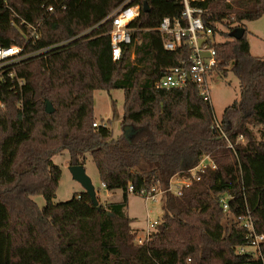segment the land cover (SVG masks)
<instances>
[{"label":"trees","instance_id":"16d2710c","mask_svg":"<svg viewBox=\"0 0 264 264\" xmlns=\"http://www.w3.org/2000/svg\"><path fill=\"white\" fill-rule=\"evenodd\" d=\"M124 1L0 0V47L40 52L0 70V147L9 140L3 176L0 152V264H263L256 254L237 250L249 245L245 220L264 235V59L250 55L244 24L264 15V0L190 1L212 31L207 44L216 66L210 75L231 72L239 83V100L219 122L225 138L195 84L153 89L189 54L187 46L163 50L156 31L162 18L180 17L179 2L139 0L148 11L141 9L129 25L132 44L112 61L108 16ZM240 28L243 37L233 39ZM98 90L123 91L121 128H133L130 142L113 138L109 125L93 127ZM63 152L69 166L83 167L89 155L101 188L121 191L122 200L97 199L94 206L81 192L54 203L61 171L53 158ZM203 158L214 169L207 167L180 197L167 193L156 232L137 245L128 196L167 189L173 176ZM260 251L264 257V244Z\"/></svg>","mask_w":264,"mask_h":264},{"label":"built area","instance_id":"2783aa9c","mask_svg":"<svg viewBox=\"0 0 264 264\" xmlns=\"http://www.w3.org/2000/svg\"><path fill=\"white\" fill-rule=\"evenodd\" d=\"M169 1L179 2L183 9L179 18L164 17L156 28V31L162 38V48L165 51L174 52L180 46H187L189 54L186 62H183L180 67L171 69L163 78L156 81L153 84V89L162 91L181 89L187 83L192 82L199 89V95L203 101L210 104L207 78L216 66L215 51L207 44V42L213 43L212 31L204 27L201 17L202 11L192 8L190 6L191 0ZM141 9L142 4L139 3V0H125L108 16V20H110L112 26L109 32L112 61H118L123 54L124 47L132 44V31L129 29V25L139 17ZM48 11H51V8ZM32 30L34 33L37 32V28H33ZM39 53L23 54V50L17 46L0 47V70L29 57L36 56ZM12 76V73L7 75L9 78ZM0 81H2L1 74ZM96 125L93 124V127H96ZM214 128L225 138L219 122L215 120ZM239 140H242L241 136H239ZM207 167L214 169L210 160L203 158L194 168L173 176L169 180L167 189L152 188L149 191L139 192L137 196L151 201L163 200V197L167 193L180 197L185 189H188L194 182L200 180V175ZM127 192L133 194L132 187H129ZM220 204L223 211L227 212V199H221ZM242 224L247 232L248 247L252 248L253 251L248 252L246 251L247 247H241L237 250V253L256 254L264 264V257L260 251V247L264 244V235L256 234L249 220H245ZM157 225L158 223L149 222L147 224L146 236L144 238L135 237V243L141 245L147 242L151 237L150 229Z\"/></svg>","mask_w":264,"mask_h":264},{"label":"rangeland","instance_id":"374dc122","mask_svg":"<svg viewBox=\"0 0 264 264\" xmlns=\"http://www.w3.org/2000/svg\"><path fill=\"white\" fill-rule=\"evenodd\" d=\"M245 28L248 32L246 39L249 44V52L252 57L264 59V15L253 22H246ZM217 27V26H216ZM219 30L223 32L224 27L218 26ZM216 42H222L219 36H214ZM130 59H133L132 53ZM207 89L210 95V105L213 110L214 120L220 122L223 111L230 106L234 101L239 100L240 87L236 77L227 72L226 75L213 73L207 78ZM93 100V116L95 124L109 125L112 131V137L116 138L122 135L121 120L123 113V91H94L92 94ZM107 121L109 123H107ZM4 120L0 117V133L4 131ZM1 137V136H0ZM8 146L9 140L3 141L0 147L2 154V176L5 174V169L8 164ZM55 166L59 167L61 176L58 182L57 190L55 192L54 203H62L72 199L75 195L83 192V188L79 183L72 179L68 170V154L63 152L53 158ZM206 163V162H205ZM83 169L86 176L90 179L96 193V198L100 203H117L122 200L121 191H115L112 195H108L100 186L97 170L91 161L89 155H85ZM38 208L45 205V201L41 196L33 198ZM162 202L163 200H145L140 196H128V210L127 214L132 219L131 227L136 233L137 237L144 238L147 232V224L158 223L162 216ZM156 232V227L150 229V236ZM246 251H253L252 248L247 247Z\"/></svg>","mask_w":264,"mask_h":264},{"label":"water","instance_id":"95a60500","mask_svg":"<svg viewBox=\"0 0 264 264\" xmlns=\"http://www.w3.org/2000/svg\"><path fill=\"white\" fill-rule=\"evenodd\" d=\"M142 11L143 12L148 11V7H147V4L145 2H143V4H142ZM243 35H244V30L240 28V29H237L234 33H232V38L235 40H239L243 37ZM44 111L46 114L53 113L54 109H53L50 102H48V101L45 102ZM122 131H123V133H122L123 137L128 142H130L132 135L135 133L133 128L131 126H124L122 128ZM68 170L72 176V179L81 185V187L84 190L83 192L87 194L91 203L94 206H98V201L96 198L95 189H94L90 179L86 176L83 167L82 166H69Z\"/></svg>","mask_w":264,"mask_h":264},{"label":"crops","instance_id":"0c3cea01","mask_svg":"<svg viewBox=\"0 0 264 264\" xmlns=\"http://www.w3.org/2000/svg\"><path fill=\"white\" fill-rule=\"evenodd\" d=\"M106 194H107V193H106ZM108 195L110 196V195H112V194H107L106 196H108ZM136 237H137V236H136ZM137 238H139V237H137Z\"/></svg>","mask_w":264,"mask_h":264}]
</instances>
